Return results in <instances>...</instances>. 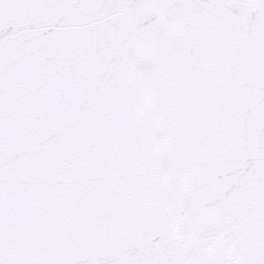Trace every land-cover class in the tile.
I'll return each mask as SVG.
<instances>
[{"label":"snow or ice","instance_id":"1","mask_svg":"<svg viewBox=\"0 0 264 264\" xmlns=\"http://www.w3.org/2000/svg\"><path fill=\"white\" fill-rule=\"evenodd\" d=\"M0 264H264V0H0Z\"/></svg>","mask_w":264,"mask_h":264}]
</instances>
